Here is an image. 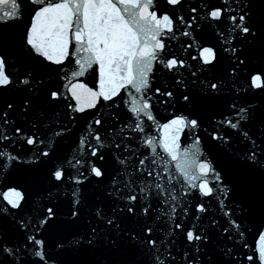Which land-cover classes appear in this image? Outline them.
I'll return each instance as SVG.
<instances>
[{
    "label": "snow or ice",
    "instance_id": "obj_1",
    "mask_svg": "<svg viewBox=\"0 0 264 264\" xmlns=\"http://www.w3.org/2000/svg\"><path fill=\"white\" fill-rule=\"evenodd\" d=\"M250 55L264 61V0H0V264H143L144 249L151 264H264V68ZM94 66L98 90L80 82ZM226 92L260 104L234 98L213 120ZM61 106L67 123H47ZM153 211L172 221L163 236ZM245 221L258 245L237 255Z\"/></svg>",
    "mask_w": 264,
    "mask_h": 264
},
{
    "label": "water",
    "instance_id": "obj_2",
    "mask_svg": "<svg viewBox=\"0 0 264 264\" xmlns=\"http://www.w3.org/2000/svg\"><path fill=\"white\" fill-rule=\"evenodd\" d=\"M21 2L26 4V0H21ZM198 2H199V0H187V4H196ZM212 3H216V0H212ZM28 7H30V6H28ZM185 14L187 15V13H185ZM27 24H30V19H29L27 13H25L24 20L20 21L18 26H16V28H15L17 35H19V33L23 31L25 25H27ZM184 39L185 38H181L180 42L182 43L184 41ZM209 39L211 40L212 43H215L217 45L216 50H217V52L221 58V64L219 66L220 69L223 70L225 68H228L229 60L225 58L228 56V54L223 51L224 46L220 45L218 43V38H216L214 36V33H213L212 37H210ZM169 43L175 45L174 50L179 54L180 53V44L177 43L176 41H169ZM234 43H236V46L238 49L243 47V45L238 43V42H234ZM204 46H210V45L205 44ZM73 51H74V49H73ZM4 54L7 55V53H4ZM191 63H194V62H191ZM249 67L251 69L264 68V61H262L258 56L250 55ZM94 68L96 69V72L93 73L90 70L86 76L80 78V82L87 81V84L89 87L93 88L94 90H98V85H99L98 66H94ZM157 75H159V73ZM46 79H48L49 83H51L54 87H60V89L62 91H64L63 86L66 82L59 80V77L56 75V73H53L50 78H46ZM225 95L228 97V99L225 101V105L221 107V109L216 113L215 116H213V120L222 119L224 117V115H227L231 111L227 107V104L230 103L232 101V99H234V98L239 100L238 106L240 104H246V103H252V104L257 105V106L260 104V99L258 97L253 98L252 96H248V97H244V98H237L235 96L234 92H226ZM242 96H243V94H242ZM163 107L164 106H159L157 109L158 118H163L167 115V113L162 110ZM57 111L60 113L59 117L58 118L57 117H51L48 121H46L47 123L56 124L57 119L64 121V123H67V119L63 115V113H64V111H66V109L63 106H61V108L58 109ZM94 111H96V110H88V112L85 115H88L90 118L91 113ZM100 112H102L104 114L105 119L111 118L109 115L110 113H112L111 109H100ZM112 114L114 115V113H112ZM122 119H123V114H121L119 119H117L115 122L119 123V121ZM163 122H165V121L163 119H161V123H163ZM80 124L83 125L84 121L81 120ZM205 124L207 125V121H205ZM73 131L76 133V135H70L69 139H67L64 142L65 149H68L69 145H72L73 142L76 140L77 136L79 135V133L76 132L75 129ZM151 134L156 135V136L159 135L157 130H153V132ZM204 135L206 136L207 134H204ZM233 139L235 141V137ZM188 142H190V140ZM232 147H233L234 152L240 153L243 150V143L234 142ZM21 159L26 162L24 164V167H35L34 164L28 163V161H31L33 159L31 152H29L27 155L21 156ZM109 160H111V158H109ZM241 163H242V161H241ZM49 166H59V165L55 161H53V164L49 165ZM69 171H71V170L69 169ZM173 171H174V168H173ZM109 174L111 175V168L109 169ZM0 184H2V179H0ZM110 187H111L110 184H108V182L106 181L105 185H101L99 189H97L96 185H91L88 188V192H89V195L92 196L93 199H95V195L98 192H103L106 188L110 189ZM69 190L70 189L67 186L61 187V189L58 192V195H59L61 200L66 198V193H68ZM54 191H56V190H54ZM31 202L33 204L38 205L41 201H40V198L38 196L33 195L31 197ZM95 202L97 203L98 206L104 207L105 211H108L109 207L111 206V202H103L102 203L100 200H96ZM155 216H156V212L153 211L152 212L153 219L148 220L149 226L156 229V235L157 236H163L164 232H162L160 230V228H157V225L160 224V227L163 228V227H166L168 225H171L172 221L165 219L164 223L161 224L160 221H157L156 219H154ZM218 218H219V216H218ZM91 219H92V217L88 216L87 209H86L85 210V219L83 221V226L81 228V234H83V231L88 227V221ZM147 219L148 218L144 217V218H142V221L147 220ZM185 223H187V221H185ZM206 223H207V221H205V224ZM93 224H95L94 220H93ZM129 226L130 227H138L134 224L129 225ZM244 228L246 230L245 231V242L250 246V250L244 249L242 247V244H237L236 248L239 249V251L237 252V255H240L241 253H244V252H247V254H254L255 249L258 245V231L259 230L255 227L250 226L248 221L244 222ZM260 230H264V229H260ZM180 239L181 238L179 236L176 237L177 243L174 246V248H175L174 254L177 255L178 257H181L183 251L185 250L184 245H182L180 243ZM229 243H231V242H229ZM146 253H147V249H144L143 251H141L137 256V260L143 261V264H151V257L149 255H147ZM245 264H247L246 261H245Z\"/></svg>",
    "mask_w": 264,
    "mask_h": 264
}]
</instances>
